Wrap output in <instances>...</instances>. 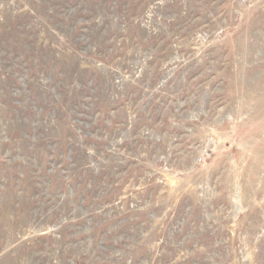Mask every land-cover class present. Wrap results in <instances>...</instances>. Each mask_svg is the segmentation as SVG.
Returning <instances> with one entry per match:
<instances>
[{
	"label": "rangeland",
	"instance_id": "1",
	"mask_svg": "<svg viewBox=\"0 0 264 264\" xmlns=\"http://www.w3.org/2000/svg\"><path fill=\"white\" fill-rule=\"evenodd\" d=\"M0 264H264V0H0Z\"/></svg>",
	"mask_w": 264,
	"mask_h": 264
}]
</instances>
